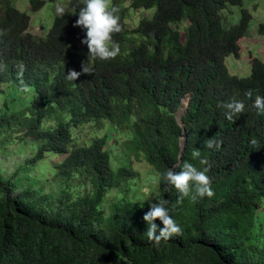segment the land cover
Returning <instances> with one entry per match:
<instances>
[{
    "label": "trees",
    "instance_id": "16d2710c",
    "mask_svg": "<svg viewBox=\"0 0 264 264\" xmlns=\"http://www.w3.org/2000/svg\"><path fill=\"white\" fill-rule=\"evenodd\" d=\"M121 1L113 0L123 24L113 36L121 52L103 61L89 57L82 43L86 32L75 26L82 0H68L69 8L63 16L55 13L45 35L28 29L25 11L0 0V82L20 90L17 72L23 63V80L32 91L28 104L9 107L13 92L10 102L4 97L0 103V135L5 136L0 147L9 137L37 141L34 153L13 173L0 172V264H264V240L260 244L254 235L264 197V113L253 106L256 95L264 96V60L253 57L250 73L241 77L224 61L227 54H238L250 12L241 7L239 20L225 25L222 10L242 0H129L132 7L154 6L150 16L129 27ZM43 2L30 0L32 9ZM185 19L181 40L173 23ZM257 29L264 33L263 21ZM85 61L94 67L92 75L66 79L71 70L81 72ZM248 90L252 99L245 95ZM187 91L191 97L179 154L182 125L173 112ZM232 98L245 108L228 120L220 105ZM185 105L181 102L179 113ZM44 117L55 124L43 127ZM101 118L129 127L130 154H142L156 171V189L146 199L124 193L138 171L111 165L105 135L72 144L70 126ZM209 138L219 147L207 149ZM196 150L200 156L193 158ZM50 152L64 154L52 165L60 185L53 195L41 193L29 173ZM184 161L201 170L211 166L213 197L190 195L177 202L180 193L163 174L179 171ZM21 179L27 185L15 192ZM111 188L120 195L114 194L105 211L101 202ZM157 199L169 201L170 214L182 228L159 247L144 236L143 219Z\"/></svg>",
    "mask_w": 264,
    "mask_h": 264
},
{
    "label": "rangeland",
    "instance_id": "374dc122",
    "mask_svg": "<svg viewBox=\"0 0 264 264\" xmlns=\"http://www.w3.org/2000/svg\"><path fill=\"white\" fill-rule=\"evenodd\" d=\"M11 3L18 9L25 11L29 15L28 29L38 35H45L49 29L53 17L56 12L57 4L63 5L64 9L69 8L68 0H44L43 4L37 8L30 7L29 0H10ZM1 4V3H0ZM121 4L126 8L124 20L129 26H135L142 16H150L154 10L152 7H132L129 5V0H122ZM241 7L246 8L251 17L248 22L246 32L238 39L239 51L238 54L230 53L225 56V63L231 73L238 76L247 75L251 69L252 56H257L264 59V34L259 33L257 25L260 21L264 22V0H242V4H230L222 10L223 22L225 25L237 22L241 14ZM185 22L178 25L183 36V26ZM11 92H13L11 96ZM32 91L20 92L13 89L8 83L0 82V103L4 97H14V101L10 102L9 107H18L20 102L22 105L28 104ZM11 96V97H10ZM21 105V106H22ZM96 121V122H94ZM101 121V122H100ZM55 120L53 118L44 117L41 121L43 127L53 126ZM72 133V144H88L93 136L105 135L107 138L106 148L110 155L112 166L126 165L134 167L138 174L128 182V188L124 193L133 200H143L150 195L157 186V174L153 166L146 162L143 155L136 152L130 154L133 150L128 148V140L132 137V131L129 127H120L116 123L107 118L85 122L78 126H70ZM11 136H18L14 132ZM0 135V139L4 138ZM37 147V141L32 136H21L16 139H5L3 146L0 147V172L9 175L13 173L18 163L26 156L34 153ZM64 154L46 153L45 157L38 160L35 165L29 168L30 178L34 186L41 187V193L50 192L56 194L60 188L58 184L59 178L53 174L56 161H59ZM25 180V179H24ZM21 179L20 187L14 188V191H19L23 186L27 185ZM117 188H111L101 205L106 211L108 204L115 196L120 195L116 192ZM254 235L258 243L264 240V197L260 199V204L256 209ZM120 259V258H119ZM125 264V263H124ZM171 264V263H167Z\"/></svg>",
    "mask_w": 264,
    "mask_h": 264
},
{
    "label": "clouds",
    "instance_id": "9594fccd",
    "mask_svg": "<svg viewBox=\"0 0 264 264\" xmlns=\"http://www.w3.org/2000/svg\"><path fill=\"white\" fill-rule=\"evenodd\" d=\"M8 1L11 3L10 0ZM82 4L83 6L79 10L78 19L76 20L75 26L81 27L86 32V37L82 40V43L87 45L89 50V57L98 58L99 60H103V61L115 59L120 54L121 48L119 43H117L113 39V36L117 33H120L123 30V24L121 23V17L119 15V11H120L119 7L113 4V0H82ZM56 12L60 16L64 15L65 9L62 4L60 3L57 4ZM222 20H223V15H222ZM182 22H185L187 24L189 21L185 19V21ZM126 25L128 24L126 23ZM129 27H133V26H129ZM183 30L184 31L182 36L181 30L179 28L181 34V40H183L184 38L185 29L183 28ZM253 57H257V56H252L250 58L251 65H252ZM24 71H25V66L23 63H20L18 65V72H17V77L20 80V84H21L20 90L22 92H28L30 91V88L27 84L24 83L23 80ZM93 72H94V67L90 63H87L85 61L82 62L81 72L71 70L67 74L66 79L77 80L82 74L92 75ZM245 95L248 99H252L253 91L248 90L245 93ZM184 97L187 98L185 109L182 113H179L178 107L180 106L181 101ZM190 97H191V91L185 92L181 96L179 103L173 112L175 119L177 120L178 123L180 121L178 120L177 116H180L183 121V116L187 110ZM220 106L226 109L225 116L228 120H232L234 115L242 113L245 108L244 102L241 100H237L235 98H232L231 100ZM253 106L257 108L260 112L264 113V96L256 95L254 98ZM181 125L183 131L184 121ZM253 143H255V141H253ZM204 145L207 149L219 147V143L214 138H209L205 140ZM192 156L193 158L199 157L200 151L199 150L194 151L192 153ZM201 163H207V162L201 161ZM178 167L180 169L179 171H176L174 169H169L163 174V180L168 184L174 186L175 189L180 193V196L177 201L178 203L181 202L183 198L189 197L190 195L192 196L193 199H195L197 196L201 198L205 196L211 198L215 195L214 190L211 187V177L208 175V173L211 170L210 165L208 167H204L201 170L195 167L192 163L188 161H184L182 164L178 165ZM157 200L158 202L151 203L150 210L145 213L143 219L148 225V228L144 233V236H146L147 240L150 243H152L154 246L159 247L162 241H168L173 236L182 234V228L180 225L177 224L173 216L170 214V209L168 207L169 201L166 199H157ZM157 220L162 222L163 228H160L157 225L156 223Z\"/></svg>",
    "mask_w": 264,
    "mask_h": 264
},
{
    "label": "water",
    "instance_id": "95a60500",
    "mask_svg": "<svg viewBox=\"0 0 264 264\" xmlns=\"http://www.w3.org/2000/svg\"><path fill=\"white\" fill-rule=\"evenodd\" d=\"M177 118L180 121L179 123L182 124L183 121H182L181 117L180 116H177ZM184 137H185V133H184V128H183V131H182V133L180 135V140H179V142H180V151H179V154L181 153V151L183 149V146H184V142H185Z\"/></svg>",
    "mask_w": 264,
    "mask_h": 264
},
{
    "label": "bare ground",
    "instance_id": "6f19581e",
    "mask_svg": "<svg viewBox=\"0 0 264 264\" xmlns=\"http://www.w3.org/2000/svg\"><path fill=\"white\" fill-rule=\"evenodd\" d=\"M186 101H187V98L184 97V98L182 99V101H181V102H182V106L186 104Z\"/></svg>",
    "mask_w": 264,
    "mask_h": 264
}]
</instances>
